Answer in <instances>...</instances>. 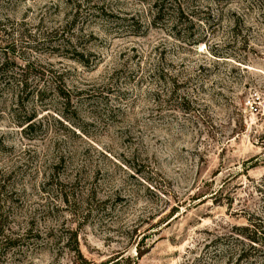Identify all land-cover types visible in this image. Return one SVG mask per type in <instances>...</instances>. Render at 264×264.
<instances>
[{
	"label": "rangeland",
	"instance_id": "374dc122",
	"mask_svg": "<svg viewBox=\"0 0 264 264\" xmlns=\"http://www.w3.org/2000/svg\"><path fill=\"white\" fill-rule=\"evenodd\" d=\"M3 63L0 264H264V0H0Z\"/></svg>",
	"mask_w": 264,
	"mask_h": 264
},
{
	"label": "trees",
	"instance_id": "16d2710c",
	"mask_svg": "<svg viewBox=\"0 0 264 264\" xmlns=\"http://www.w3.org/2000/svg\"><path fill=\"white\" fill-rule=\"evenodd\" d=\"M156 18L155 20L159 19V17L162 15V12H163V8L162 7H159L158 6V3L156 4ZM181 12V9H178V13ZM180 15L182 16V13H180ZM6 66V64H0V88L1 87H6V86H9L10 84V79H12L13 81L16 79L14 76L13 78H9V77H5L4 74H3V70H4V67ZM2 79L4 80H8V81H5L3 82ZM19 87H22L21 91L22 92H26L27 90V84L25 82L23 83H19L18 84ZM2 89V88H1ZM17 100L20 101V97L18 96L17 97ZM33 121V118H29L28 120H26L24 123H22V127L24 126H27L30 127L31 126V123ZM1 215V214H0ZM1 218V216H0ZM252 225V224H251ZM252 226H246V227H239L237 228V231H239L240 234L243 235L244 239L247 240L249 242L248 246H247V250L248 251H259L260 249H263L264 250V236L261 235L259 236L258 235V229L256 227H253L251 228ZM1 233H4V232H0V237H1ZM76 251L79 253L80 255V250L78 248H76ZM145 255V252L143 251H140L139 253V257L142 258L143 256ZM244 250L239 254L237 260H236V263L238 264L239 262H241L243 259H244Z\"/></svg>",
	"mask_w": 264,
	"mask_h": 264
},
{
	"label": "built area",
	"instance_id": "2783aa9c",
	"mask_svg": "<svg viewBox=\"0 0 264 264\" xmlns=\"http://www.w3.org/2000/svg\"><path fill=\"white\" fill-rule=\"evenodd\" d=\"M252 111H253V113L258 114L259 108L257 106H252Z\"/></svg>",
	"mask_w": 264,
	"mask_h": 264
}]
</instances>
